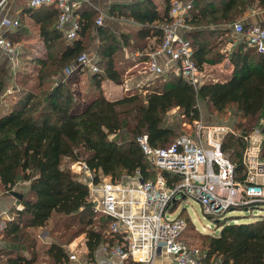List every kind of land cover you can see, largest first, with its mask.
Here are the masks:
<instances>
[{
    "label": "trees",
    "instance_id": "obj_1",
    "mask_svg": "<svg viewBox=\"0 0 264 264\" xmlns=\"http://www.w3.org/2000/svg\"><path fill=\"white\" fill-rule=\"evenodd\" d=\"M171 1L113 3L109 13L129 19L119 34L104 23L96 27L100 11L84 5L78 10L79 36L72 40L58 27L55 5L33 7L27 0L19 5V26L3 34L15 41L34 24L46 54L36 55L31 71L20 67L14 71L11 63L0 60V186L4 191L19 187L21 194V207L10 210L13 214L2 234L1 264H36L43 257L55 264H69L67 246L81 234L90 256L99 245L113 244L118 237L109 229L111 218L94 211L88 185L71 164L84 161L92 170L113 178L137 171L144 179L156 176L158 168L138 138L147 135L152 146L171 144L178 136L164 115L173 108L194 124L201 116L198 102L204 99L219 119L232 118L240 135L227 133L223 149L236 163L237 178L244 179V135L257 127L264 133V52L248 47L242 38L229 53L232 69L213 70V78L199 86L171 70L160 74L144 92L116 99L105 95V78L122 84L126 66L148 60L162 42L163 24L171 18ZM256 2L264 7V0H192L187 19L192 27L184 34L201 69L225 58L221 51L228 40H224L225 32ZM95 33L99 36V71L87 73L78 65L63 75L65 66L75 64L82 52L90 50L89 40ZM151 38H155L153 43ZM126 51L141 55L122 65ZM35 69L38 73L32 75ZM19 75L34 83L11 99L9 87L23 82ZM80 83L84 88L78 87ZM180 215L188 221L184 237L197 245L188 234L196 227L190 214L182 209ZM217 224L222 227L220 232H203L205 239L198 245L206 254L203 264H264V215L239 222L220 219ZM40 228L54 239L47 241ZM128 264L140 262L130 259Z\"/></svg>",
    "mask_w": 264,
    "mask_h": 264
},
{
    "label": "built area",
    "instance_id": "obj_2",
    "mask_svg": "<svg viewBox=\"0 0 264 264\" xmlns=\"http://www.w3.org/2000/svg\"><path fill=\"white\" fill-rule=\"evenodd\" d=\"M29 4L33 7L55 5L59 10L58 27L71 40L79 36L80 0H29ZM192 7V0L171 1V18L163 24L162 42L150 52L145 64L153 75L166 73V66L160 58L166 55L167 62H173L175 73L199 86L208 77L194 59L193 45L184 34L192 27L187 20ZM104 17L105 13H100L96 24H103ZM19 24L17 17L4 15L0 19V27L5 29H15ZM234 30L248 47L264 52L262 24L245 25L238 20L234 23ZM0 47L10 58L14 70L20 61V45L0 33ZM78 65L90 72L99 71L96 53L82 52L76 63L67 67L66 74ZM194 124V134L179 135L167 146H152L147 135L138 138L148 159L158 168L152 178L144 179L140 171L126 178H113L92 170L84 161L71 164L88 185V199L94 211L111 218L109 229L118 239L113 244L99 245L92 256L87 253L86 246L70 243L67 246L70 262L128 264L132 259L140 264H154L158 256L169 253L173 257L170 264H203L205 252L184 237L187 219L180 213L171 217L177 202L188 196L196 198L205 214L214 218L216 223L224 219V214L231 208L264 202V133L261 128L244 135L247 141L243 154L246 175L239 179L236 163L223 149V140L227 133H240L226 124L206 126L201 120ZM10 217L7 213L0 215V243ZM41 264L55 263L42 261Z\"/></svg>",
    "mask_w": 264,
    "mask_h": 264
},
{
    "label": "rangeland",
    "instance_id": "obj_3",
    "mask_svg": "<svg viewBox=\"0 0 264 264\" xmlns=\"http://www.w3.org/2000/svg\"><path fill=\"white\" fill-rule=\"evenodd\" d=\"M13 1H16L19 5L21 3L26 2V0H13ZM37 28H38V26H36V25H28V27H26V30L22 33V35L21 36L19 35L17 37L19 39H17L15 37L16 43L20 45V48H19V59H20V61H19V64L16 68L18 69V67H20L21 71H31L32 60L34 58H36V55H40L41 57H45L46 47L44 46V43L42 42V40L38 37V32H37L38 29ZM227 37H228V40H232V41L238 40L237 38H235L234 34H229V36H227ZM92 43H95L98 45L99 44V38L95 39L94 37L93 38L91 37V39L89 40L90 46H92ZM222 44L224 45V43H222ZM140 55H141V52H139L138 55H136V54L135 55H127L126 54V55H124V58L122 59L123 61H121V64L124 65L126 63V61H132L134 59H138V56H140ZM136 62L133 61V62H131V64H134ZM131 64H128L126 66L125 73H124V80L129 79L128 80L129 82L125 86V91H126L125 94L128 93L129 91H136L134 89H136V87L138 85H145V84L151 83V82L155 83L156 78L158 76H160V75L150 74L147 70H146L147 71L146 72L144 69V65L142 63H140L138 66H135L132 69H128L129 65H131ZM67 66H65L63 69V75H65V76L67 75L66 74ZM15 69H14V71H15ZM136 69H138V71ZM14 73H13V75H14ZM36 73H38V69L37 70L35 69L31 72L32 75H36ZM87 73H90V71H88ZM205 73H206L207 77L209 76V77L213 78L212 76L214 75V73H213L211 67H208L207 69H205ZM142 76H144L145 78L141 80ZM19 77L21 78V80H23V82L22 83L16 82V84L12 83V86L9 87L11 89V93H9L11 99H13L14 97H18L24 88L25 89L30 88L32 83H34L32 79L27 81L25 79V76L19 75ZM85 81H86V79H85ZM81 85L82 84L80 83L78 87L84 88V86H81ZM106 88H107V90L109 89V87H106ZM143 89H144L143 87L141 89L137 88L138 91L144 92ZM120 94L121 93L116 94V95H120ZM109 95L110 96H116L113 94H109ZM198 106H199L200 114H201L200 120H201V123L203 125L208 126V125H213V124H226V125L233 127L232 126L233 125V119L232 118H230V119H219L207 100L200 99L198 102ZM164 118H165L166 124L175 128V131H176L175 136H179V135H182L184 133L194 134L196 131L195 124L194 125L190 124L187 122V120H184V118L182 117V114L180 113L178 108H173L170 111H168L164 115ZM126 176H127L126 174H123L121 177L126 178ZM17 189L19 190L20 188L17 187ZM12 191H17V190L13 188L11 191L10 190L4 191L2 189V187L0 186V193L8 194L10 192L12 193ZM253 205H248L247 207L238 206V207L231 208V209L226 211L223 218L226 219L228 222H235V221L239 222V221L254 219L258 215H264V202H259V203L253 204ZM16 207L18 208L19 206L16 205ZM182 209H186L188 211V213L190 214L194 224L196 225V227L194 229H190V231H188V234L190 236L189 238L195 244L201 245V242L205 239L202 235L203 232H210V233H214V232L219 233L220 232L222 227L216 223L214 218H211L210 216L205 214L203 207H202V204L196 198H194L192 196L181 198L177 202L176 208L171 213V217L177 216L178 213H180ZM10 210H9V212H10V216H11L13 213ZM186 213L187 212H185L184 215H186ZM47 231L48 230L45 228L39 229V233L41 234L42 237L47 239V241L53 240L54 238L50 235V233L48 235ZM81 236H82V234L80 236H78L77 238L79 239V238H81ZM6 241L8 242V240H6V238L5 239L3 238V243L6 244ZM82 241H83V238H82ZM78 242L79 243H77V245H79V247H81V244H80L81 241L79 240ZM71 249L73 250V246H71ZM42 261L51 262L49 258L43 257L36 264H41Z\"/></svg>",
    "mask_w": 264,
    "mask_h": 264
},
{
    "label": "crops",
    "instance_id": "obj_4",
    "mask_svg": "<svg viewBox=\"0 0 264 264\" xmlns=\"http://www.w3.org/2000/svg\"><path fill=\"white\" fill-rule=\"evenodd\" d=\"M1 1L2 0H0V2ZM80 1H81L80 8L83 7L84 5H86V6L88 5L90 7L98 9L100 11L99 13L104 12L105 13L104 24L107 25L108 28L110 30H112L113 32H115L116 34H119L121 31H123L125 29L126 24L129 22V19L127 17H125V16H119V15L110 14L109 13L110 6L113 3H115V2H131V1H136V0H80ZM157 1H161V0H157ZM27 4H29V0H27ZM20 12H21L20 6H19V4L16 1L5 0L2 4H0V19L4 15H8V16H11V17H17L18 18V16H20ZM240 20L243 21L245 23V25L253 24V23H260V24H262L264 26V7L258 6V2H256L253 6H251L247 10L246 14ZM234 23L229 25L230 31L229 32H227V31L225 32L224 40L227 39V36H229V34H234L235 38H237L238 40L240 39V37L236 34V32L234 30ZM31 25H34V24H31ZM222 26H223V28L226 29V27L228 25H222ZM96 27H97V24H96ZM214 27H216V26H214ZM15 29H8V28L5 29V28L0 27V33H4L6 30H10L11 32H13V30H15ZM38 37H39V33H38ZM94 38L95 39L99 38L97 33H95ZM154 39L155 38H151L150 39V43H153ZM238 40L237 41L236 40H234V41L226 40L225 42H223L224 45H223L221 51L225 53V58L221 62L215 64L214 66H210L208 64H204V70L207 69L208 67H211L212 71L217 69V71L224 70L226 72H229L232 69V66H233L231 64V62H230V54L229 53L232 51L233 47L236 45ZM96 45L97 44L92 43V46L90 47L89 52H91L92 54L96 53ZM126 53H127V55H135V54L138 55L139 51L135 52V53H129L128 51H126ZM160 58H161V63H163V65L166 66V72H168L170 70H174L173 69V66H174L173 62L172 61L171 62H167L168 56L161 55ZM0 60H3V61L5 60V62H9L10 63V58L7 56V54H5L3 52L1 47H0ZM140 63H142L144 65V69L146 71L147 69H146L145 61H140V62L137 61L136 63L129 65L128 69H132L135 66H138ZM136 70L138 71V69H136ZM144 78L145 77L142 76L141 80L144 79ZM208 78H209V76H208ZM128 80L129 79H127V80L125 79L122 84H117V83L113 82L111 79L105 78L103 80V89H104L105 95L108 98H111V99H116V98L122 97L123 95H125V92H126L125 91V86L129 82ZM153 83L154 82L147 83L145 85H138L136 87V89H134V90L138 91L137 88L141 89L142 87L143 88H145L147 86L150 87ZM106 87H109V89L107 90ZM143 90L145 91V89H143ZM10 91H11V89H9L8 93H11ZM136 91H129L128 93H130V92L133 93V92H136ZM119 93H121V94L120 95H116V94H119ZM109 94H113V95H116V96H110ZM14 189L18 190L17 188H14ZM16 205L21 207V203H20V200H19L18 197L13 195L11 192L8 193V194L0 193V215L5 214V213L10 215L9 210L12 209ZM82 238H83V241H82ZM79 240L81 241V243H80L81 246L84 247L85 246L84 236H81V238H79V239L76 238L72 242V244L76 245L77 243H79L78 242ZM0 248H1V244H0ZM1 256H2V254H0V257ZM172 258L173 257H172L171 254L164 253L163 255L158 256L155 259L154 264H170L171 261H172ZM69 264H80V262L79 261H71V262H69ZM106 264H110V263H106Z\"/></svg>",
    "mask_w": 264,
    "mask_h": 264
},
{
    "label": "water",
    "instance_id": "obj_5",
    "mask_svg": "<svg viewBox=\"0 0 264 264\" xmlns=\"http://www.w3.org/2000/svg\"><path fill=\"white\" fill-rule=\"evenodd\" d=\"M12 193H13L15 196H17V197H20V196H21V194H20L19 192H17V191H12Z\"/></svg>",
    "mask_w": 264,
    "mask_h": 264
}]
</instances>
